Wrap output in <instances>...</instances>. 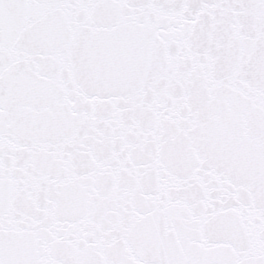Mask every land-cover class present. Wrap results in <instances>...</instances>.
Segmentation results:
<instances>
[{
    "label": "snow or ice",
    "instance_id": "1",
    "mask_svg": "<svg viewBox=\"0 0 264 264\" xmlns=\"http://www.w3.org/2000/svg\"><path fill=\"white\" fill-rule=\"evenodd\" d=\"M0 264H264V0H0Z\"/></svg>",
    "mask_w": 264,
    "mask_h": 264
}]
</instances>
